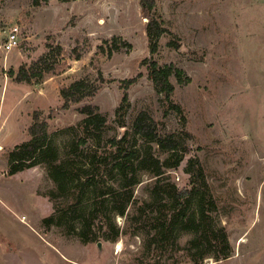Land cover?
<instances>
[{"label":"rangeland","instance_id":"obj_1","mask_svg":"<svg viewBox=\"0 0 264 264\" xmlns=\"http://www.w3.org/2000/svg\"><path fill=\"white\" fill-rule=\"evenodd\" d=\"M150 12L167 27L155 51L141 0H0V264H264V0H156ZM15 27L18 45L6 50ZM155 60L183 71L172 76V99L184 109L186 125L149 75ZM21 71L31 79L20 81ZM132 78L120 126L121 84ZM80 79L90 81L85 92L100 89L64 107L62 89ZM89 104L106 116L107 126L98 141L89 137L71 151V142L85 136L80 110ZM142 111L180 144L159 152L155 142L132 135ZM36 113L48 122L59 161L73 171L90 162L87 145L118 156L117 147L136 143L141 154L147 148L159 158L151 170L131 161L139 181L126 215L112 217L120 227L115 240L105 237L112 234L106 212L101 230L100 219H93L92 234L101 237L82 239L97 197L86 188L80 198L75 180L60 190L49 161L9 174V153L31 139ZM125 131L128 139L113 144ZM198 173L217 202L213 216L216 227L227 230L230 256L190 262L189 230L149 250L146 226L136 234L132 214L158 179L186 190ZM52 215L58 222L49 224L45 218Z\"/></svg>","mask_w":264,"mask_h":264},{"label":"trees","instance_id":"obj_2","mask_svg":"<svg viewBox=\"0 0 264 264\" xmlns=\"http://www.w3.org/2000/svg\"><path fill=\"white\" fill-rule=\"evenodd\" d=\"M144 10L149 15L147 23V35L150 39V47L155 51L158 47L159 38L167 31L162 19L153 16L150 11L154 10L156 0H141ZM46 56L41 57V61ZM182 70L175 69L171 65L159 64L156 60L149 64V75L157 88L164 92L170 100L171 106L180 113L183 124L186 125L187 118L182 106L172 99L175 91V86L172 82V76H182ZM31 75L22 73L19 75V80H30ZM137 78L123 80L121 86L124 89V95L120 106L117 109L119 114V125L125 126V119L122 112L130 105L128 89ZM90 81L88 79H80L72 83L69 87L62 89L61 93L65 99L64 107L70 106L73 102H80L86 96H93L100 89V85H96L90 91L85 92L84 87ZM81 113L84 114L80 122V126L85 132V136L77 144L71 142V151H76L81 147V144H86V139L91 137L94 141H98L97 136L107 126V118L102 114L97 106L85 105L81 108ZM132 135L140 137L144 141H153L157 144L158 151H166L171 147L180 144L175 133L163 134L159 130V122L154 119L148 112H140L133 122ZM31 139L24 141L9 153V174H15L28 167L49 161V173L53 181L60 190H65L68 183L77 182L80 186V198L89 188L94 195L91 205V215L82 225L80 236L85 242L98 240L101 236L92 234L94 232V218L100 219V224H97L101 230L102 213L108 214L107 217L109 229L112 234L106 235L107 239L115 240L120 234V227L112 219L114 215L124 216L127 213L129 203L134 196V186L139 181V177L134 167L131 166V161L134 158L138 160V166L151 170L159 158L155 156L154 151L147 148L141 154L136 143L130 149L117 147L118 156L114 152L92 151L93 147L87 145L89 151L90 162L88 165H81L76 170V176L73 177L76 170L59 161V151L53 144L48 131L47 120L39 118L38 113L34 116V122L29 128ZM96 136V137H95ZM130 136L129 131H125L123 136L116 139L113 144L119 145ZM135 142L136 139H135ZM125 150V151H124ZM160 162V161H159ZM161 166L156 172L160 175ZM75 178V179H74ZM110 180L109 183H105ZM78 202V201H77ZM75 202V206L77 205ZM217 202L210 189L205 176L198 173L197 182H193L190 189L180 190L174 183L167 181L162 177L156 181L149 198L145 199L141 204L139 212L132 215L131 221L136 225L134 232L142 235L140 225L146 226L147 238L146 243L149 250L153 244L164 246L167 240L180 230H189L192 233L190 240L191 253H189V261L192 263L202 262L206 257L213 256L217 260H223L230 256L232 249L228 238V233L225 227H216L213 212L216 209ZM76 209L73 210V214ZM127 216V217H128ZM133 218V220H132ZM49 224L55 222L54 215L45 218ZM58 222V221H56ZM103 228V227H102ZM91 231V235L90 232ZM177 264V263H175Z\"/></svg>","mask_w":264,"mask_h":264},{"label":"built area","instance_id":"obj_3","mask_svg":"<svg viewBox=\"0 0 264 264\" xmlns=\"http://www.w3.org/2000/svg\"><path fill=\"white\" fill-rule=\"evenodd\" d=\"M17 45H18V28L15 27L14 29L11 30V32L8 35L7 43L5 44V49L11 50Z\"/></svg>","mask_w":264,"mask_h":264},{"label":"water","instance_id":"obj_4","mask_svg":"<svg viewBox=\"0 0 264 264\" xmlns=\"http://www.w3.org/2000/svg\"><path fill=\"white\" fill-rule=\"evenodd\" d=\"M98 246H99V248H102V242L101 241L98 242Z\"/></svg>","mask_w":264,"mask_h":264},{"label":"crops","instance_id":"obj_5","mask_svg":"<svg viewBox=\"0 0 264 264\" xmlns=\"http://www.w3.org/2000/svg\"><path fill=\"white\" fill-rule=\"evenodd\" d=\"M24 254H26V257L29 259V257L27 256V253H24Z\"/></svg>","mask_w":264,"mask_h":264},{"label":"bare ground","instance_id":"obj_6","mask_svg":"<svg viewBox=\"0 0 264 264\" xmlns=\"http://www.w3.org/2000/svg\"><path fill=\"white\" fill-rule=\"evenodd\" d=\"M120 247V245H118V248Z\"/></svg>","mask_w":264,"mask_h":264}]
</instances>
